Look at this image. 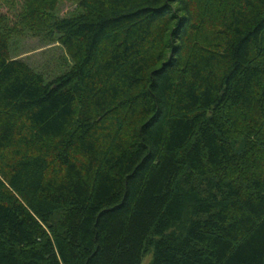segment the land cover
Instances as JSON below:
<instances>
[{"label":"trees","instance_id":"obj_1","mask_svg":"<svg viewBox=\"0 0 264 264\" xmlns=\"http://www.w3.org/2000/svg\"><path fill=\"white\" fill-rule=\"evenodd\" d=\"M60 1L0 14V264H264V0Z\"/></svg>","mask_w":264,"mask_h":264},{"label":"rangeland","instance_id":"obj_2","mask_svg":"<svg viewBox=\"0 0 264 264\" xmlns=\"http://www.w3.org/2000/svg\"><path fill=\"white\" fill-rule=\"evenodd\" d=\"M22 2L23 0H0V14L4 13L14 18L13 14L21 8ZM80 12L81 9L68 0L60 1L55 8V14L58 17H70ZM55 37L50 38L42 34L33 36L29 32L13 35L9 46L10 55L25 61L49 81L62 74L71 65L65 50ZM149 260L150 255L143 259L142 264H146Z\"/></svg>","mask_w":264,"mask_h":264}]
</instances>
